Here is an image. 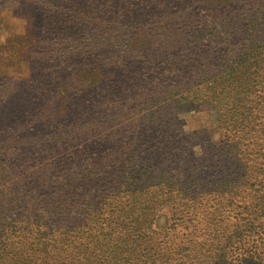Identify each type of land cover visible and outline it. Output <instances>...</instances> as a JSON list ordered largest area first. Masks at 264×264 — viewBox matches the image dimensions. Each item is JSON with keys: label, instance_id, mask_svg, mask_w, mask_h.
I'll return each instance as SVG.
<instances>
[{"label": "trees", "instance_id": "trees-1", "mask_svg": "<svg viewBox=\"0 0 264 264\" xmlns=\"http://www.w3.org/2000/svg\"><path fill=\"white\" fill-rule=\"evenodd\" d=\"M114 1L135 19L78 40L75 88L64 36L43 84L76 112L0 115V264H264V0Z\"/></svg>", "mask_w": 264, "mask_h": 264}, {"label": "rangeland", "instance_id": "rangeland-1", "mask_svg": "<svg viewBox=\"0 0 264 264\" xmlns=\"http://www.w3.org/2000/svg\"><path fill=\"white\" fill-rule=\"evenodd\" d=\"M154 1L161 0L138 2L146 9ZM172 2L175 4L176 0ZM112 9L119 10L114 0H0V86L8 90V96L1 104L0 115L15 120L16 114L31 112L37 123L30 131L40 129L41 134L53 135L55 127L48 123L55 121V112L63 102V95L68 94L70 97L68 111L76 112V107L71 105L74 102L72 90L68 89L69 92L65 93V89L60 87L56 90L53 84L43 86L48 77L58 71L52 58L63 47L64 40L60 39L68 36V45L75 44L70 49L76 54L72 60L74 64L62 77L71 88H75L77 82L74 68L79 70L80 64H92L89 60V47H78V40L92 33L102 35L106 30L114 33L120 24L135 19L129 12H125V16L121 15L122 11L112 14ZM151 9L157 12L165 10L158 4H152ZM60 13L66 22V31L62 36H57L52 33L47 15L56 16ZM103 26L108 28L104 29ZM182 119L187 129H199L206 124V115L200 112L183 114ZM19 127V123L15 125L18 132L24 134ZM29 133L26 131V134ZM214 137L217 138V134ZM164 222L165 218L159 221L160 224Z\"/></svg>", "mask_w": 264, "mask_h": 264}]
</instances>
